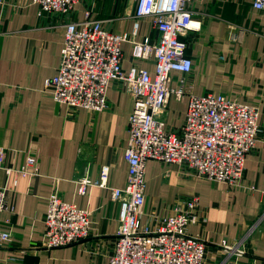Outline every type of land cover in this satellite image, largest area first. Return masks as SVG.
I'll use <instances>...</instances> for the list:
<instances>
[{
  "label": "crops",
  "instance_id": "obj_1",
  "mask_svg": "<svg viewBox=\"0 0 264 264\" xmlns=\"http://www.w3.org/2000/svg\"><path fill=\"white\" fill-rule=\"evenodd\" d=\"M136 4L137 0H81L67 15H41L25 0H0V188H13L9 198L14 208L2 217L1 227L11 239L0 246V264H109L120 205L109 189L98 186L80 195L79 182L88 178L97 185L101 169L109 166V187L126 186L123 152L133 99L114 82L105 112L73 109L56 103L45 82L58 74L69 22L96 20L137 41L148 36L158 40L152 18L140 20L134 35ZM190 8L201 26L200 32L185 38L186 55L194 63L188 78L191 92L258 107L260 133L247 156L241 188L196 180L183 167L150 161L141 225L155 230L186 200L199 196L187 232L206 242V264H264V18L253 8V0H193ZM233 29L245 30L240 42L233 41ZM122 49L125 72L136 65L155 75L153 60H133L130 41ZM188 102V96L171 98L164 114L169 128H182ZM29 155L39 162L38 174L20 176L17 171ZM28 171L32 174L35 168ZM55 193L91 211L88 239L46 248L45 218Z\"/></svg>",
  "mask_w": 264,
  "mask_h": 264
},
{
  "label": "built area",
  "instance_id": "obj_2",
  "mask_svg": "<svg viewBox=\"0 0 264 264\" xmlns=\"http://www.w3.org/2000/svg\"><path fill=\"white\" fill-rule=\"evenodd\" d=\"M38 7L41 15H67L81 0H25ZM193 0H137L135 36L139 21L152 18L159 39L150 36L141 41L117 34L102 22L87 19L69 22L58 74L46 80L54 101L73 109L94 113L109 108L108 92L120 82L131 96L134 109L129 119V141L123 152L128 166L127 184L122 189L109 187L111 168L101 169L94 185L83 178L79 194L90 187L109 189L112 200L120 205L119 228L109 264H206L207 245L190 236L189 225L200 198L193 196L174 214L165 217L155 230L141 225L146 206V168L150 161L185 168L196 180L222 183L231 189L242 187L248 154L256 146L260 127L258 107L232 101L222 95H196L188 82L193 60L186 55L190 32H200L190 8ZM253 8L264 18V0H253ZM232 39L240 42L245 30H231ZM133 45V60L155 63V75L133 65L123 70L125 42ZM180 74L179 78L174 74ZM176 83L177 87L173 85ZM188 96L185 122L180 130L167 126L164 114L172 97ZM39 162L29 155L20 176L37 175ZM28 168H35L30 174ZM12 169H8L11 174ZM17 183L15 182V186ZM13 188H0V246L11 239L1 227L2 217L14 212L9 194ZM45 246L58 249L75 245L90 237L91 211L64 201L57 193L49 201L45 218ZM226 249H233L226 246Z\"/></svg>",
  "mask_w": 264,
  "mask_h": 264
}]
</instances>
